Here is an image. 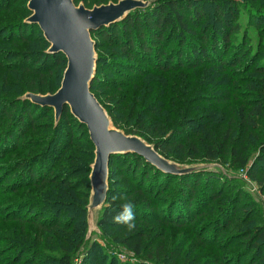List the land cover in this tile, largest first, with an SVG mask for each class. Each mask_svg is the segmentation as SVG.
Masks as SVG:
<instances>
[{
    "label": "rangeland",
    "instance_id": "374dc122",
    "mask_svg": "<svg viewBox=\"0 0 264 264\" xmlns=\"http://www.w3.org/2000/svg\"><path fill=\"white\" fill-rule=\"evenodd\" d=\"M29 1L0 0V102H8V105L11 102L19 103L20 108L22 102L28 101L37 107L34 118L39 117L34 130L28 131L29 124L27 125L28 129L23 128L14 131L17 137L22 138L20 142L15 143L11 140L4 143V137L0 139V264H60L61 259L66 255L70 257V264H168L171 251L175 247H180L182 252L173 264H217L216 260L225 255L227 256L224 259L226 264H235L236 262L232 257L239 250V247L236 246L227 252H221L220 248H216L211 241L208 245L200 243L198 234L192 228L179 227L174 224L165 227L157 221L156 212L150 206L141 217L142 223L137 225V228L143 232L145 244L141 255L135 254L122 243L124 238L133 234V230L129 231L127 228L100 224L107 203L94 212H90L92 193L90 176L94 163H90L92 147L89 143L87 144L88 132L80 127L75 120L70 121V123H65V118L62 117L58 120L54 109H47L27 97L29 94L47 95L54 94L53 91L57 92L61 86L60 69H57L54 74L28 73L20 68L19 61L14 57L13 52L16 50V44L9 39L10 25L22 21L30 23L28 22L30 16L25 13ZM118 1L120 0H78L77 5L83 4L92 9L95 6L111 2L117 3ZM141 1L149 6L159 0ZM189 1H192L194 7L197 5L201 7L208 15L216 10L219 3L225 11L232 8L235 15L231 17L232 15H229L228 12L227 16L234 18L232 19L233 22L237 21L242 24V32H248L252 63H243L240 66L242 72L235 75L209 66V68L199 70L198 74L197 72H183L180 77L173 79L165 77L162 81H157L155 78H141L137 73H132L125 67L124 56H118L114 53L112 46L99 43L96 56L97 58L99 56L101 61L98 63L99 67L96 69V74L98 78H101V81L96 83L94 93H97L105 105L104 108L107 113L111 111L113 116H119L120 113L117 110L120 108L125 109L128 115L133 114L135 116L138 112L147 111L145 116H149L154 112L152 110L154 108L158 110L160 105L169 112L178 109L180 100L175 99V89L179 88L181 84L194 83V92L193 90H189V92L194 94L198 91L203 92L201 95L210 96V99L203 101L202 97H198L196 106H199L201 110L196 116L200 117L201 120L199 121L201 122L189 130L195 134L197 132L195 130L204 124H210L211 127L207 126L202 135L196 138L199 139L197 141V150L199 151L193 150L191 142H189L185 152L177 155L176 159L168 160L184 167L204 166L205 168L220 170L224 176V186H226L224 188L228 190H232L233 187L241 189L245 198L255 205L258 214L257 222L264 227V192L258 181L248 175L246 168L235 166L231 157H227L225 162L207 161L204 143L211 133L215 136L223 133L231 126L229 123L232 122L236 125L234 137L238 138L242 135L245 137L244 146L247 148L248 166H252L257 161L259 169L264 171V157L259 158L264 151V118L255 117L256 127L244 130L239 114V107L247 105V100L253 101L252 104L260 103L264 106V73L255 71L257 67H264V33L259 30L258 26L254 25L253 19H251L253 14L258 13L259 17L255 19L264 25V0L257 2L254 0ZM240 36L242 37V34ZM92 39L98 41L94 36ZM171 43L175 44V39ZM195 85H199V87L195 88ZM159 87L162 88L163 92L159 97H156V91ZM34 89L36 92L32 91ZM3 106L0 105V110L3 109ZM42 115L45 116L44 119H40L43 117ZM149 117L152 118L153 116ZM4 121L0 117V135L3 133L1 130ZM70 128L75 134L80 133L62 156L58 158V155H51V146L56 148L54 145L56 142L53 144L54 140L57 139L56 136L61 135L58 142L66 144L69 139L61 132L67 133ZM136 128L140 129L139 127ZM155 129L154 124L146 127L149 132ZM190 137L195 138L192 135ZM33 145L35 146L32 148ZM15 146H17L16 149H14ZM31 150L38 153V163L34 165L38 174L39 172L43 176L50 174L47 163L49 160V164L55 166L54 171L58 172L55 175L59 177L58 182L64 180L74 182L75 196L68 199L71 201L64 197L59 201L64 202V204L70 202V204L63 206L67 207L70 212L67 209L64 212H69L68 215L76 214L77 220L78 217L84 220L86 231L83 235L76 233L63 238L59 231L55 233L50 230L40 231L36 225L29 222L5 219L8 214L12 213L16 217H24L29 220L31 216L28 211L19 209V204L23 202H28L35 210L34 217L37 215L42 219L57 218L60 213L59 210L47 205V200L52 201L55 197L59 198L60 189L55 185L49 184L39 189L34 187L27 191L22 189L15 194L7 193L17 174L25 170V166L17 169L15 161L29 158L28 151ZM56 157L58 158L57 162H55ZM89 165L91 166L90 171ZM120 169L121 165L114 161L109 166L108 185L111 188L109 198L121 197L122 204L128 201L133 203L136 198L140 206L145 205L142 203L143 197L135 195L132 199L129 198L128 195L134 193L133 189L138 185V182L132 181L130 187L126 186L120 175ZM2 178H4V183ZM27 180L28 178L23 181L17 180L18 184L15 188L27 184ZM178 185V181H174L173 184L169 183V190L165 193L172 199V205L170 203L160 204V201L156 200L158 209L164 208L167 212L169 206H172L169 210L172 209L178 214L183 213L185 206L183 201L181 204L178 203L181 199L177 190ZM38 196H43V200H38ZM85 200H88L89 203L86 207L81 208L80 206ZM78 209L82 210L79 211ZM77 245L80 247L77 248ZM245 261L246 259L243 260V262Z\"/></svg>",
    "mask_w": 264,
    "mask_h": 264
},
{
    "label": "trees",
    "instance_id": "16d2710c",
    "mask_svg": "<svg viewBox=\"0 0 264 264\" xmlns=\"http://www.w3.org/2000/svg\"><path fill=\"white\" fill-rule=\"evenodd\" d=\"M254 1L257 2L258 0ZM75 2L78 4V0H75ZM228 12L229 15H232L231 17L235 15L232 8L225 11L220 3L216 6V10L208 15L198 5L194 7L192 1L189 0H159L146 8L130 12L124 19L114 24L92 31L91 35L98 40L95 41L96 50L99 48V43L112 46L114 53L125 57L123 60V62H126L125 67L132 73L140 75L141 78L151 77L157 81H162L165 77L169 79L180 77L183 72H197L198 74L199 70L209 68V66H214L227 74L235 75L242 72L240 66L243 63H252V59H250L251 50L248 32H242V24L237 21L233 22L232 19L234 18L227 16ZM25 13L31 16L28 6ZM256 17H259L258 13L253 14L251 19H253L254 25L258 26L259 30L264 33V25L257 22ZM10 28L9 39L16 44V50L13 53L19 61L20 68H23L25 72H34L39 75L44 73L54 74L57 69H60L61 84L63 73L67 67L65 54L48 52L50 44L36 24L22 21L11 24ZM174 39L175 44L171 43ZM100 61L98 56L96 69L99 67L98 63ZM59 66L61 67L59 68ZM255 71L264 73V67H257ZM100 81L101 78H98L95 73L91 84L93 93L95 92L96 83ZM193 85L194 83L189 82L186 85L181 84L179 88L175 89V99L180 101L178 109L173 112L164 110L160 105L158 110H155V108L152 110L154 111L151 114L152 118L149 117L151 115L145 116L147 111L138 112L134 116L133 114L128 115L125 109L121 108L117 110L120 113L118 117L113 116L111 111H108V114L115 127L123 130L128 135H137L143 138L149 144L154 145L157 152L165 158L176 159L177 155L186 151V145L189 142H191L193 150L199 151L197 150L199 139L196 138L202 135L207 126L211 127L210 124H204V126L195 130L197 131L195 134H192L189 130V128L191 129L201 122L199 121L201 120L200 117L196 116L201 110L199 106H196L198 97H202L203 101L210 99V96L201 95L203 92L190 93L189 90H193ZM106 87L108 86L106 85ZM197 87L199 85H195V88ZM32 91L36 92L35 89ZM156 92V97H159L163 92L162 88L159 87ZM94 94L102 103L97 93ZM182 94L184 95L180 97ZM223 100H226V98H223ZM246 102L247 105L239 107L243 126L241 127L244 130L256 127L255 117L264 118V106L262 104H252L253 101L251 100ZM8 104V102H0L1 106H5L0 110V117L3 121L5 120L1 130L4 136L0 135V139L4 137V143L11 140L17 143L22 138L17 137L14 131L23 128L28 129L27 125L29 124L28 131L35 129V125L39 121V117L34 118L37 107L28 101L22 102L20 108L19 103L11 102L10 105ZM103 106L105 105L103 104ZM46 108L52 109L50 107ZM61 117L65 118V123H70L72 120L77 121V124L88 132L87 126L80 123L71 114L69 106L64 108ZM44 118L45 116L40 119ZM152 124L156 126V129L151 132L147 131L146 127H150ZM229 124L231 126L223 133L217 136L211 133L210 137L206 139V142H204L206 146L205 159L209 162H225L227 157H231L235 166L247 169L248 175L258 181L264 192V171L259 169L257 161L252 166H248L249 158L247 148L244 146L245 137L243 135L238 138L234 137L233 133L236 125L232 122ZM79 133L75 134L72 128L67 133L61 132L69 139L66 144L58 142L61 135L58 137L55 135L57 139L54 140L53 144L56 142L54 144L56 148H53V145L51 146V155H58V158L62 156ZM191 135L195 138L192 139ZM87 139V144L89 143L92 147L90 163H94L95 147L90 140V135ZM16 148L17 146L14 147V149ZM28 156L29 158L26 160L15 161L17 169L25 166V170L17 174L7 193L15 194L22 189L27 191L34 187L39 189L49 184L55 185L60 189L59 198L55 197L52 201L47 200V205L59 210L60 213L57 218L42 219L37 215L34 217L35 210L28 202H23L19 204V209L28 211L31 216L29 220L24 217H16L12 213L8 214L5 219L29 222L36 225L40 231L50 230L54 233L59 231L63 238L76 233L83 235L86 231L84 220L80 217L77 220L76 214L73 213L68 215L70 210L63 206L70 204V202L64 204V202L59 201L63 197L68 200L75 196L74 182L71 180L58 182L59 177L55 176L58 172L54 171L55 166L50 165L49 160H47V163L50 174L43 176L39 172V175L34 169V165L38 163V153L31 150L28 151ZM263 157L264 151H262L259 158ZM58 158L56 157L55 162ZM112 161L121 165L120 175L126 186L130 187L132 181L138 182V185L133 189L134 193L128 195L129 198L132 199L135 195L144 198L142 203L145 205L142 206L136 198L134 199L135 227L133 234L122 240V243L135 254L141 255L145 247L143 232L137 228V225L142 223L141 217L150 206L156 212L157 221L165 227L174 224L179 227L192 228L198 234L200 243L208 245L211 241L216 248H220L221 252H227L236 246L239 247V250L232 257L236 262L235 264H264V227L257 222L258 214L255 205L245 198L241 189L233 187L232 190H228L224 188L226 187L224 186V176L220 170L205 168L194 173L167 174L135 153L116 154L111 157L110 164ZM88 169L91 170L90 165ZM26 178H28L27 184L15 188L18 181H23ZM174 181H178L179 184L177 190L181 195V199L178 203L181 204L183 201L185 206L182 214L175 213L172 209L169 210L172 206H169L167 212L164 208L160 210L156 202L157 200L160 201V204L170 203L172 205V199L165 192L169 190V183L173 184ZM2 182L4 183V178H2ZM110 193L111 188L109 187L105 202L107 205L100 224L126 228L124 224H117L113 220V217L122 210V198H109ZM37 199L43 200V196H38ZM44 199L46 200V198ZM88 203L89 201L85 200L80 207H86ZM66 209L69 211L68 213L64 212ZM62 217H64V220H62ZM220 238L221 240H219ZM76 247L80 246L77 245ZM181 252L180 247H175L171 251L167 263L173 264L179 258ZM226 257L225 255L218 258L216 260L217 264H226L224 261ZM244 259H246L245 262H243ZM61 260L60 264H70L68 255Z\"/></svg>",
    "mask_w": 264,
    "mask_h": 264
},
{
    "label": "water",
    "instance_id": "95a60500",
    "mask_svg": "<svg viewBox=\"0 0 264 264\" xmlns=\"http://www.w3.org/2000/svg\"><path fill=\"white\" fill-rule=\"evenodd\" d=\"M141 0H120L92 9L75 0H30L28 22L36 24L47 42L49 53H63L67 59L62 83L54 94H29L35 103L55 110L59 120L64 108L87 126L95 147V161L90 176L92 193L90 212L102 207L109 191V164L116 154L135 153L167 174H184L205 169L172 163L157 152L154 145L137 135H128L114 126L104 106L91 91L96 73V42L91 32L124 19L130 12L146 7Z\"/></svg>",
    "mask_w": 264,
    "mask_h": 264
},
{
    "label": "clouds",
    "instance_id": "9594fccd",
    "mask_svg": "<svg viewBox=\"0 0 264 264\" xmlns=\"http://www.w3.org/2000/svg\"><path fill=\"white\" fill-rule=\"evenodd\" d=\"M121 212L113 217L117 224H124L126 228L131 231L135 227L134 219V204L131 201L125 202L121 205Z\"/></svg>",
    "mask_w": 264,
    "mask_h": 264
}]
</instances>
